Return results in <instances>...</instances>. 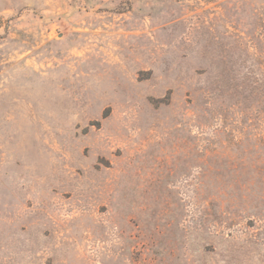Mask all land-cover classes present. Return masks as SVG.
I'll list each match as a JSON object with an SVG mask.
<instances>
[{"label":"rangeland","instance_id":"obj_1","mask_svg":"<svg viewBox=\"0 0 264 264\" xmlns=\"http://www.w3.org/2000/svg\"><path fill=\"white\" fill-rule=\"evenodd\" d=\"M0 264H264V0H0Z\"/></svg>","mask_w":264,"mask_h":264}]
</instances>
